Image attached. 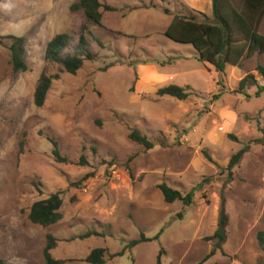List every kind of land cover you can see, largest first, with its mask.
Wrapping results in <instances>:
<instances>
[{
    "label": "rangeland",
    "instance_id": "374dc122",
    "mask_svg": "<svg viewBox=\"0 0 264 264\" xmlns=\"http://www.w3.org/2000/svg\"><path fill=\"white\" fill-rule=\"evenodd\" d=\"M77 1L0 0V258L47 264L43 250L52 234L53 255L63 264H91L85 259L96 247L108 249L105 264H264L257 241L264 229V145L253 142L264 139V92L256 96V85L245 90L251 96L239 90L250 73L264 84L257 71L264 53L214 75L192 45L163 34L173 17L165 9L175 14L186 5L213 20L212 0H101L117 10L101 8L103 26L90 37L96 59L77 74L60 72L45 50L58 33L71 37L70 49L78 43L85 16L70 9ZM258 31L264 35V17ZM9 35L25 38L26 71L13 70ZM149 66L175 74L160 87L189 85L193 94L179 100L137 92ZM43 73L61 78L40 107L34 94ZM132 130L154 148L132 141ZM51 139L71 161L55 157ZM248 143L229 179L231 156ZM204 181L190 205L167 203L159 189L165 182L185 195ZM56 192L63 218L33 223V202ZM222 217L224 241L205 260L219 242L213 235ZM89 231L99 235L84 238ZM142 235L150 240L129 247Z\"/></svg>",
    "mask_w": 264,
    "mask_h": 264
},
{
    "label": "trees",
    "instance_id": "16d2710c",
    "mask_svg": "<svg viewBox=\"0 0 264 264\" xmlns=\"http://www.w3.org/2000/svg\"><path fill=\"white\" fill-rule=\"evenodd\" d=\"M212 5L213 20L207 14L188 8L186 5H182L180 11L175 14L171 10L165 9V12L173 15V17L163 34L177 43L192 45L197 52L198 59L209 70L213 71L214 75L224 73L227 65L239 66L243 59L249 58L256 53H264V35L258 31V27L264 17V0H241L240 4L235 3L234 0H212ZM102 7L107 11L117 10L112 5H103L101 0H78L71 4L70 9L72 11H82L85 16V24L78 43L74 49H70L71 37L67 33H58L47 43L45 50L46 60L60 64V72L77 74L85 61L96 59L97 55L90 49V37L96 38L93 27L103 26L104 14L101 10ZM6 38L12 39L10 50L14 72L26 71L28 64L25 60V38L15 35H9ZM68 48L69 51L66 52ZM257 71L264 80V65H258ZM60 78V73L51 75L43 73L40 76L34 94V101L37 106L41 107L46 103L49 93L53 89L54 82ZM217 84L223 85L220 78H218ZM253 85L257 86L256 96L264 92V84L258 83L252 73L247 74L240 80L239 90L245 92L247 87ZM193 92L189 85L169 84L160 87L157 95H169L179 100H187ZM224 92V90H221L214 94L212 101L219 99ZM245 94L251 96L246 92ZM129 137L147 150L153 149L155 146L153 141L138 130H132ZM231 137L233 136L231 135ZM51 141L53 142V154L55 157L63 162L71 161L68 157L62 156L58 142L54 139H51ZM253 142L264 145V139H255ZM164 144L162 142V145ZM250 148L251 143H248L231 156L226 167L229 179L233 178L234 168L240 163ZM203 153L210 162H214L213 157L207 150H204ZM82 162L84 163V160ZM204 183L205 181L198 183L185 195L165 182L159 184V189L167 203L181 200L190 205L193 202L195 191L202 188ZM62 206L61 193H52L47 198L33 202L29 210V218L33 223L44 226L57 223L63 218ZM223 226L224 218L222 217L220 226L213 235V237L219 239V242L211 249L205 260L213 256L216 250L221 248L220 242L224 241ZM93 234L99 235L97 232L89 231L84 235V238ZM148 240L150 239L142 235L140 239L133 240L129 247ZM257 241L264 250V229L258 232ZM56 246L57 239L54 235L48 234L47 243L43 250L47 264H63L64 262L62 259L54 257L53 250ZM124 252L125 250L118 254L120 255ZM107 253V248L96 247L90 251L85 260L91 264H105ZM160 259L161 253L158 256V263H160ZM0 264H7V262L5 259L0 258Z\"/></svg>",
    "mask_w": 264,
    "mask_h": 264
},
{
    "label": "crops",
    "instance_id": "0c3cea01",
    "mask_svg": "<svg viewBox=\"0 0 264 264\" xmlns=\"http://www.w3.org/2000/svg\"><path fill=\"white\" fill-rule=\"evenodd\" d=\"M174 76L175 74L163 73L158 71L155 66H149L148 74H144L143 76L140 73V77L137 79L135 84V90L137 92L148 91L150 94H155L163 82L167 81L168 79H172Z\"/></svg>",
    "mask_w": 264,
    "mask_h": 264
}]
</instances>
